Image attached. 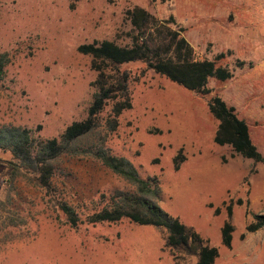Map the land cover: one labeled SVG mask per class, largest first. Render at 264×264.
<instances>
[{"label": "rangeland", "instance_id": "rangeland-1", "mask_svg": "<svg viewBox=\"0 0 264 264\" xmlns=\"http://www.w3.org/2000/svg\"><path fill=\"white\" fill-rule=\"evenodd\" d=\"M136 7L183 30L197 58L223 55L216 66L226 67L231 78L209 79L206 87L248 125L264 159V0H0V53L9 57L0 81V126L28 128L48 139L83 120L97 74L77 48L105 40L129 46L128 12ZM121 69L128 74L131 109L114 131L105 127L111 105L100 115L106 145L141 177L159 180V206L218 250L214 264H264V228L245 232L255 215H264V163L214 143L217 121L206 96L170 83L143 63ZM0 159L12 157L0 151ZM28 176L10 184L8 168L0 165V264L197 261L198 244L172 256L153 227L127 220L87 224L101 194L126 187L98 162L62 157L52 193ZM57 201L76 211L78 227L66 224ZM225 222L233 226L229 249L221 245Z\"/></svg>", "mask_w": 264, "mask_h": 264}, {"label": "trees", "instance_id": "trees-1", "mask_svg": "<svg viewBox=\"0 0 264 264\" xmlns=\"http://www.w3.org/2000/svg\"><path fill=\"white\" fill-rule=\"evenodd\" d=\"M133 35L127 47L111 41L80 45L77 52L89 56L97 76L93 83L95 91L83 120L72 122L57 137L41 139L31 129L15 126H0V151L8 152L12 160L3 161L9 170V182L19 178L32 180L47 193L53 192V180L64 156L87 158L98 162L113 175L126 183L122 190L115 189L101 194L100 208L88 214L85 222L90 225L117 224L122 220L137 226L153 227L164 235V247L172 256L180 249L198 244L194 264H214L218 258L215 247L204 245L195 231L184 226L178 218L166 213L158 204L160 182L156 177H141L127 159L115 155L106 145V137L100 136V115L111 105L105 127L114 131L123 112L131 109L128 91V74L121 68L134 63L145 64L148 70L170 83L208 98L207 107L217 121L214 143L228 146L232 152L254 163L264 159L252 142L248 125L238 118L233 108L207 89L209 79L225 82L231 78L226 67L216 66L215 61L199 59L183 36V30L173 29L169 20L161 21L142 8L128 12ZM9 63L7 53H0V81ZM40 130V126L37 127ZM95 134L97 135L94 138ZM177 163V158L174 159ZM175 170L178 165L175 164ZM58 210L71 228L82 222L76 211L65 202L57 201ZM241 204L240 201L237 202ZM216 209L215 213L218 214ZM232 215L227 207V217ZM264 228V215H255L245 232L253 234ZM233 226L225 222L221 229V245L231 247Z\"/></svg>", "mask_w": 264, "mask_h": 264}]
</instances>
